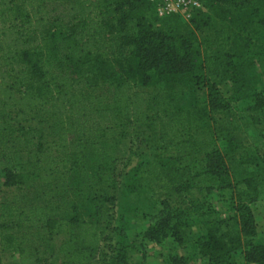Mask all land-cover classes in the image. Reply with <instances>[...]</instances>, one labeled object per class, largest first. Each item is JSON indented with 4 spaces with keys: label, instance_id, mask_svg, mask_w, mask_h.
I'll return each instance as SVG.
<instances>
[{
    "label": "trees",
    "instance_id": "1",
    "mask_svg": "<svg viewBox=\"0 0 264 264\" xmlns=\"http://www.w3.org/2000/svg\"><path fill=\"white\" fill-rule=\"evenodd\" d=\"M204 8L189 30L155 27L147 0H0V252L94 264L122 176L112 142L134 138L151 149L143 174L166 199L179 189L206 191L204 211L192 208L203 228L190 240L196 254L208 264H234L239 254L264 264L249 207L256 196L224 193L235 187L226 158L239 142L212 132L206 119V104L211 112L228 104L219 95L191 97L212 82H230L234 101L254 96L255 62L264 67V0H204ZM262 107L252 108L253 125L264 124ZM186 161L202 170L193 173ZM242 183L249 188L251 180ZM212 191L224 211L210 203ZM167 211L143 238L185 243L189 219Z\"/></svg>",
    "mask_w": 264,
    "mask_h": 264
},
{
    "label": "rangeland",
    "instance_id": "2",
    "mask_svg": "<svg viewBox=\"0 0 264 264\" xmlns=\"http://www.w3.org/2000/svg\"><path fill=\"white\" fill-rule=\"evenodd\" d=\"M201 10L206 11L204 6ZM147 16L157 28L165 26L177 28L179 25H186L189 30H193L188 23L190 19L185 20L181 16L161 19L155 12L153 15L148 13ZM255 64L257 79L252 98L234 101L231 98L234 89L230 82H212L214 88L206 86L193 88L191 97L193 94L199 100L208 101V94L212 95V99L219 95L221 104H228V107L220 112H211V108L206 104L208 112L206 119L212 118L208 123L211 131L221 129L223 134L228 132L239 142V150L226 158L229 180L235 187L233 191L224 193L226 197L230 194L235 197L236 193L243 190L252 194L253 197L256 196V200L249 205L256 226L254 241L264 244V181L260 176L264 168V124L253 125L250 117L254 114L252 108L258 101L262 102L264 112V67L258 60ZM143 90L150 91L151 86ZM112 143L116 147L122 176L114 192L115 203L110 205L111 229L107 233V240L100 244V254L94 264H112V260L116 257L117 264H208L207 259L196 254L190 245V240L199 236L203 229L200 218L193 214L196 211L193 212L192 208H202L204 211V204L208 198L206 191H199L196 187L187 190L179 189L178 194L173 195L171 199H166L167 191H161L156 181L143 174L145 162L151 160L152 151L149 146L142 140L134 138ZM217 146L222 150L224 143L218 142ZM185 163L190 166L193 173L202 170V165L197 161ZM136 180H140L138 186H131ZM243 180H251L249 188L242 183ZM236 183L240 184L236 185ZM3 185L4 176L0 170V196L5 191ZM212 192L213 197L210 203L214 205V208H221L219 210L224 211L219 192ZM164 208H168L167 212L174 214L184 211L185 215L180 220L189 219L191 233L185 243L178 244L169 237L160 243L148 242L143 238L146 229L155 222L159 211ZM0 264L61 263L53 257L44 262L36 261L34 258L22 259L15 252L3 251L0 252ZM234 264L249 263L244 262L242 254H239Z\"/></svg>",
    "mask_w": 264,
    "mask_h": 264
},
{
    "label": "built area",
    "instance_id": "3",
    "mask_svg": "<svg viewBox=\"0 0 264 264\" xmlns=\"http://www.w3.org/2000/svg\"><path fill=\"white\" fill-rule=\"evenodd\" d=\"M158 18L164 19L172 16H181L189 20L192 14L201 10L203 0H147Z\"/></svg>",
    "mask_w": 264,
    "mask_h": 264
}]
</instances>
